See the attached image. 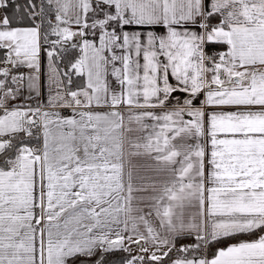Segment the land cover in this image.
<instances>
[{
	"label": "snow or ice",
	"instance_id": "snow-or-ice-1",
	"mask_svg": "<svg viewBox=\"0 0 264 264\" xmlns=\"http://www.w3.org/2000/svg\"><path fill=\"white\" fill-rule=\"evenodd\" d=\"M0 264H264V0H0Z\"/></svg>",
	"mask_w": 264,
	"mask_h": 264
}]
</instances>
